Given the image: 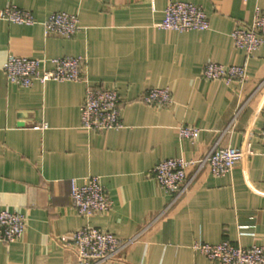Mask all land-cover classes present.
<instances>
[{
    "label": "crops",
    "instance_id": "1",
    "mask_svg": "<svg viewBox=\"0 0 264 264\" xmlns=\"http://www.w3.org/2000/svg\"><path fill=\"white\" fill-rule=\"evenodd\" d=\"M170 1L176 0H0V208L28 217L20 239L0 243V264H77L67 236L86 224L135 238L97 264H215L193 248L195 240L264 245V43L249 60L246 82L202 75L209 60L245 62L232 32L252 22L257 6L264 11V0H177L208 13V29L189 31L158 25ZM9 2L40 22L4 19ZM59 11L79 17L71 38L44 34L41 22ZM10 53L43 59L46 68L54 57H84L91 84L118 90L124 126L82 127L84 81H10ZM153 86L170 87L173 101L146 103L143 94ZM41 122L46 128L34 127ZM185 124L201 128L196 140L180 136ZM218 145L254 154L222 176L207 163L190 166L180 194L156 181L161 159L203 160ZM89 175H98L111 196L109 212L84 216L73 207L72 179Z\"/></svg>",
    "mask_w": 264,
    "mask_h": 264
},
{
    "label": "built area",
    "instance_id": "2",
    "mask_svg": "<svg viewBox=\"0 0 264 264\" xmlns=\"http://www.w3.org/2000/svg\"><path fill=\"white\" fill-rule=\"evenodd\" d=\"M160 27L179 31L206 30L210 27L208 13L202 5L190 1H170L165 9ZM2 17L19 24H35L40 21L29 9L9 2ZM44 34L73 37L80 29L79 17L75 13L59 11L52 13L41 22ZM234 46L246 54L243 64L226 65L214 60L202 67V75L210 81L244 83L248 79L249 60L264 43V11L257 6L253 20L249 24H238L232 32ZM52 67L42 66L43 59L10 53L5 63L7 78L21 86H31L35 80L46 82L84 81L85 100L81 105V125L90 130H110L124 126L121 97L115 87L91 84L84 73V57L65 55L51 59ZM142 99L150 105L164 106L173 101V92L168 86L148 88ZM47 123L35 124L36 128H46ZM201 128L189 124L180 125L179 133L184 139L196 140ZM264 142V124L261 131ZM254 151L235 145H218L203 160L188 159L184 156L161 159L153 168L156 181L169 193L180 194L187 186V171L194 164L207 163L216 176L231 173L246 155ZM71 203L84 216L109 212L113 200L98 175H89L79 182L72 179ZM28 223L26 214L0 208V243H11L20 239ZM134 237L121 239L111 232L86 224L67 236V246L71 247L78 259L77 264H97L113 259ZM193 248L215 264H264V245L244 246L229 239L218 243L195 240Z\"/></svg>",
    "mask_w": 264,
    "mask_h": 264
}]
</instances>
